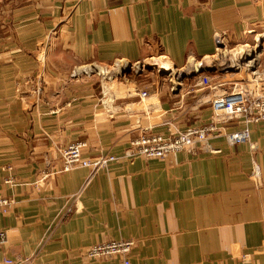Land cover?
<instances>
[{"label": "crops", "instance_id": "crops-1", "mask_svg": "<svg viewBox=\"0 0 264 264\" xmlns=\"http://www.w3.org/2000/svg\"><path fill=\"white\" fill-rule=\"evenodd\" d=\"M17 3L0 9L7 17L0 22V196L13 201L0 213L4 255L29 264H124L86 252L129 240L130 264H264L263 123L252 125L251 143L232 147L217 137V153L198 147L96 173L64 172L58 153L82 141L86 159L120 156L145 133L167 136L212 121L227 133L241 130L243 121L215 117L212 101L231 89L264 95V0ZM227 54L243 71L214 75L210 88L190 75L179 91L106 100L76 80L77 67L90 62L124 67L162 57L175 69L197 62L207 70L211 62L217 71Z\"/></svg>", "mask_w": 264, "mask_h": 264}, {"label": "built area", "instance_id": "built-area-1", "mask_svg": "<svg viewBox=\"0 0 264 264\" xmlns=\"http://www.w3.org/2000/svg\"><path fill=\"white\" fill-rule=\"evenodd\" d=\"M82 1V0H74ZM201 64V68H202ZM199 86L210 88L212 81L204 73L199 77ZM140 98L148 97L147 91H139ZM212 109L215 117H224L228 122L243 121L244 127L233 133H227L223 126L216 121L203 125H191L183 131L170 133L167 136L145 133L129 142L127 149L120 156L105 155L89 160L84 157L86 144L75 141L58 150L63 162V171L67 172L75 166L91 167L96 173L100 169H107L110 165L122 160L134 161L138 158L165 160L170 155L185 152L193 154L201 147L203 151H213L211 141L217 137H223L226 143L232 147L245 143H251L252 125L264 124V95H251L246 89H231L217 96L212 101ZM91 178V177H90ZM89 178V179H90ZM13 204L9 198L0 196V213L6 211ZM68 208L66 213H70ZM6 240V234L0 233V264H29L31 258L23 261L10 259L4 255L2 244ZM134 248V241L120 240L100 243L92 246L86 252L89 259L100 260L120 258L124 264H130L128 257Z\"/></svg>", "mask_w": 264, "mask_h": 264}, {"label": "rangeland", "instance_id": "rangeland-1", "mask_svg": "<svg viewBox=\"0 0 264 264\" xmlns=\"http://www.w3.org/2000/svg\"><path fill=\"white\" fill-rule=\"evenodd\" d=\"M8 1L10 0H0V9H5ZM17 1L16 7H18ZM6 20V14L0 12V22ZM223 57L221 60V68L217 71L212 70L211 67L213 65L210 62L209 69L206 71H208L207 76L210 77L211 81H213L214 75H230V73L235 75V73L243 71L244 66H240L238 69L232 68L228 54ZM165 61L162 57H154V59H148L135 64H127L124 67H120L121 63L103 65L97 62H90L77 67L76 70H81V72L77 74L76 80L81 81V85H84L85 81H87L88 84L94 87L96 91L95 96L100 99L102 97L106 98V100L109 98L112 100L114 97L120 99L134 95L136 90H146L155 93L162 88H173L174 91H179V89L184 87L186 79L195 73L192 65L175 69V67ZM214 72L217 74H214ZM252 95L254 94L252 93Z\"/></svg>", "mask_w": 264, "mask_h": 264}, {"label": "bare ground", "instance_id": "bare-ground-1", "mask_svg": "<svg viewBox=\"0 0 264 264\" xmlns=\"http://www.w3.org/2000/svg\"><path fill=\"white\" fill-rule=\"evenodd\" d=\"M242 53H243V51L241 52V55H242ZM258 54V53H257ZM241 58V57H240ZM255 60V59H254ZM166 62V61H165ZM192 65V68H193V70L195 71V72H198V71H200V69H201V64L200 63H192L191 64ZM224 118V117H223ZM226 119V118H225Z\"/></svg>", "mask_w": 264, "mask_h": 264}, {"label": "water", "instance_id": "water-1", "mask_svg": "<svg viewBox=\"0 0 264 264\" xmlns=\"http://www.w3.org/2000/svg\"><path fill=\"white\" fill-rule=\"evenodd\" d=\"M205 71V69L201 68L200 71L193 73L191 77H199L201 74L205 73Z\"/></svg>", "mask_w": 264, "mask_h": 264}]
</instances>
